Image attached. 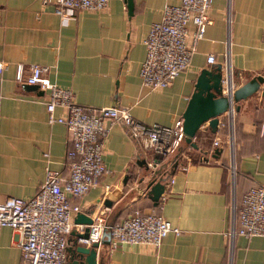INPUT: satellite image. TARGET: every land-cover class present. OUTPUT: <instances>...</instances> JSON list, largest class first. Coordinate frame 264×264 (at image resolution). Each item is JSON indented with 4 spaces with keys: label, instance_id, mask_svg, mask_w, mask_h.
Returning <instances> with one entry per match:
<instances>
[{
    "label": "crops",
    "instance_id": "0c3cea01",
    "mask_svg": "<svg viewBox=\"0 0 264 264\" xmlns=\"http://www.w3.org/2000/svg\"><path fill=\"white\" fill-rule=\"evenodd\" d=\"M132 3L130 14L126 0H108L103 11H79L60 19L52 5L41 0H0V201L33 196L46 169L68 174L66 129L47 122L44 91L16 82L18 65L24 74L32 64L45 67V75L70 89L83 107L124 106L136 119L162 125L182 117L198 74L211 64H221L223 73L228 62L236 87L255 75L264 77V0H213V22L198 41L189 67L170 86L148 91L139 76L143 39L150 25L161 19L163 7L179 0ZM237 108L232 141L228 128L226 133L222 127L212 133L204 123L196 133L198 148H182L171 172L163 168L172 155L146 171L139 165L145 160L148 166L140 147L121 125L112 126L102 157L107 172L97 186L71 198V203L92 219L103 212L107 222L117 223L135 209L144 213L155 209L146 195L150 179L163 177L164 184L172 179L157 205L181 232L168 233L157 249L148 245L109 249L99 244L98 264H229L225 233L232 195L238 202L251 186L264 185V81ZM62 112L56 108V115ZM218 120L226 122V115ZM216 138L219 146L214 148ZM214 149L220 150L216 157L211 155ZM76 214L70 244L83 227L75 223ZM20 238L10 227L0 228V264H20ZM263 262L264 236L234 237L230 264Z\"/></svg>",
    "mask_w": 264,
    "mask_h": 264
},
{
    "label": "built area",
    "instance_id": "2783aa9c",
    "mask_svg": "<svg viewBox=\"0 0 264 264\" xmlns=\"http://www.w3.org/2000/svg\"><path fill=\"white\" fill-rule=\"evenodd\" d=\"M41 2L51 4L54 14L60 19H70L79 11L100 12L108 6V0ZM212 2L179 0L177 5L163 7L161 19L150 25L143 39L145 56L139 76L145 89H164L189 67L198 41L204 37L206 27L213 22L210 16ZM190 24L194 29L189 28ZM213 60V55L207 57L208 63ZM223 69L222 94L231 97L236 88L233 71L228 62L224 63ZM2 70L3 63L0 61V74ZM45 72V67L32 64L28 73L24 74L22 65H18L15 80L24 85H35L46 93L47 122L60 123L66 129L70 144L65 155L68 174L63 176L46 169L44 180L33 196L27 199L6 197L0 201V228L10 227L21 237L18 244L20 264H67L68 237L75 227L72 216L80 211V207L72 204L70 199L83 196L97 186L107 172L102 157L104 142L112 126L121 125L126 130L140 147L150 168H155L163 158L180 153L185 140L182 117L176 118L170 125L147 124L133 117L128 107L86 108L74 101V93L70 89L58 86ZM234 105L232 103L224 113L226 122L218 120L217 125V131L227 126L229 141L233 140ZM56 108H61L63 112L56 115ZM212 146H219L217 138ZM43 155L48 157V153ZM172 182L170 179L164 184L158 203L165 198V185ZM105 188L108 189V186ZM229 213V226L225 234L230 264L235 236H264V185L251 186L238 202L232 195ZM88 228V237L80 242L86 246L95 242L100 244L103 232H107L110 235L109 249L123 245H148L157 249L168 233L178 235L181 232L162 214L144 213L138 209L117 223L107 222L106 215L100 212Z\"/></svg>",
    "mask_w": 264,
    "mask_h": 264
},
{
    "label": "water",
    "instance_id": "95a60500",
    "mask_svg": "<svg viewBox=\"0 0 264 264\" xmlns=\"http://www.w3.org/2000/svg\"><path fill=\"white\" fill-rule=\"evenodd\" d=\"M126 2L128 13L130 14L133 3L132 0H126ZM222 74L221 64H211L208 68L202 69L197 76L194 89L182 114L184 141L194 149L198 148L194 138L204 123H207L209 131L215 133L218 117L227 112L232 103L235 104L234 109L237 110V103L257 92L260 84L264 81L262 75H255L239 87H236L230 97L222 94ZM27 87L36 88L37 86L27 85ZM219 153V149H214L211 155L216 157ZM139 165H145V170L149 171L145 160H141ZM145 189L147 197L153 202V205H157L164 190V178L153 177L149 180ZM75 223L83 225V229L80 233H74L77 236V240L73 244L68 241V246L66 247L67 264H98V243L95 242L89 246L82 243V245H76L78 240L88 237V226L92 223V218L87 213L78 212L75 216ZM109 240L110 235L107 232H103L100 244L108 245Z\"/></svg>",
    "mask_w": 264,
    "mask_h": 264
},
{
    "label": "trees",
    "instance_id": "16d2710c",
    "mask_svg": "<svg viewBox=\"0 0 264 264\" xmlns=\"http://www.w3.org/2000/svg\"><path fill=\"white\" fill-rule=\"evenodd\" d=\"M226 129H227V126L225 125L223 128H222V131H224L226 133ZM196 142V140H195ZM197 143V142H196ZM186 147H190L189 144L185 143V141L182 143V147L180 148V150L182 148H186ZM178 157H179V153H174L172 154L171 158L167 161V164L164 166L163 168V171L164 172H171V170L173 169L175 163L178 161ZM141 211V210H140ZM159 206L156 205L155 206V209L154 210H151L152 213H159ZM142 212V211H141Z\"/></svg>",
    "mask_w": 264,
    "mask_h": 264
}]
</instances>
